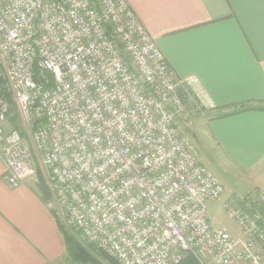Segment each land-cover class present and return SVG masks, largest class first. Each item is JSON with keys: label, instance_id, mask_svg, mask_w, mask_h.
<instances>
[{"label": "built area", "instance_id": "1", "mask_svg": "<svg viewBox=\"0 0 264 264\" xmlns=\"http://www.w3.org/2000/svg\"><path fill=\"white\" fill-rule=\"evenodd\" d=\"M126 0H0V159L117 264H264V194H225L183 132L207 107ZM205 106V107H204ZM235 231L212 224L209 202Z\"/></svg>", "mask_w": 264, "mask_h": 264}, {"label": "crops", "instance_id": "2", "mask_svg": "<svg viewBox=\"0 0 264 264\" xmlns=\"http://www.w3.org/2000/svg\"><path fill=\"white\" fill-rule=\"evenodd\" d=\"M126 1L174 74L197 78L207 107L185 132L241 173L244 191L228 194H264V0ZM3 171L0 159V264H61L65 245L39 183L10 189Z\"/></svg>", "mask_w": 264, "mask_h": 264}, {"label": "rangeland", "instance_id": "3", "mask_svg": "<svg viewBox=\"0 0 264 264\" xmlns=\"http://www.w3.org/2000/svg\"><path fill=\"white\" fill-rule=\"evenodd\" d=\"M204 109H206V107ZM192 119H194V117ZM183 132L187 136V132H185V128L183 129ZM190 140H191V138H190ZM194 142H195V140H194ZM195 143H196L195 145H196L198 153H199V157L201 158L203 164L215 174L217 179L224 186L225 194H228V192H230V191L242 193L244 191L243 185H245V184H243L240 181V178L242 177L241 173L238 172L233 165L222 161L218 155L213 154L206 145L203 146V144H199V143H197V141ZM38 181L39 182L41 181L40 178H38ZM220 201H221V199L220 200H211L209 202L208 214L210 216V220H211L212 224L218 225L220 227H227V228H229V230L234 232L235 228H236L235 223L232 219H230L227 216L225 210L220 206ZM51 212L53 213V216L55 217V219L59 221V219H57V217H56V214L53 211H51ZM59 223H60V221H59ZM63 227L70 234H73L72 232H74V230L68 229L64 225H63ZM59 230H60V233L62 235L63 244L65 245V253H64V256L62 257V260H61L62 263L61 264H92L89 261H86V262H84V261L82 262L79 260L75 261L70 257V255L68 254L67 248H66L67 244H66V240H65L63 231L60 228H59ZM74 234H75V238H77V241L79 243H81L79 241L78 233L74 232ZM86 248H88V247H86ZM91 253L93 256L97 257V255L94 252H91ZM100 262H101V264H108L104 260H100Z\"/></svg>", "mask_w": 264, "mask_h": 264}, {"label": "trees", "instance_id": "4", "mask_svg": "<svg viewBox=\"0 0 264 264\" xmlns=\"http://www.w3.org/2000/svg\"><path fill=\"white\" fill-rule=\"evenodd\" d=\"M244 110V109H242ZM227 115V113H217L215 114V117H220V116H225ZM41 179V178H40ZM39 188L43 194V198H48L49 193H48V189L46 188V186L44 185V183L42 181H40L39 183ZM250 192V191H249ZM248 192V193H249ZM247 194V193H246ZM245 194V195H246ZM58 227L63 231L65 240H66V248L68 251V254L70 255V257L73 260H79V261H89L92 264H101L100 260H104L106 261L108 264H117L116 261H114L112 258L108 257L105 253L99 251L97 252L94 247L92 246H86L88 248H86L85 246H83L81 243H79L77 241V238H75V233H77L76 231L72 232L73 234H70L67 230H65V228L63 227L62 223L58 220H56ZM91 252H94L97 257L93 256ZM182 264H196L195 261L192 258H186Z\"/></svg>", "mask_w": 264, "mask_h": 264}]
</instances>
